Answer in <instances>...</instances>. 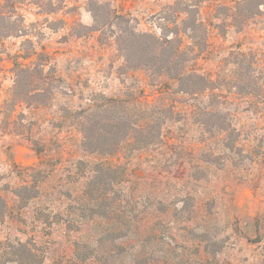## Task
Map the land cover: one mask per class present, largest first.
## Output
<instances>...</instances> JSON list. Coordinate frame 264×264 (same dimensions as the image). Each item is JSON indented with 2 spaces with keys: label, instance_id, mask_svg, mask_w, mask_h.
Instances as JSON below:
<instances>
[{
  "label": "rangeland",
  "instance_id": "obj_1",
  "mask_svg": "<svg viewBox=\"0 0 264 264\" xmlns=\"http://www.w3.org/2000/svg\"><path fill=\"white\" fill-rule=\"evenodd\" d=\"M14 1L25 35L0 40V264H264V0ZM34 51L57 79L23 100L13 61ZM182 71L205 79L169 75ZM104 101L110 138L89 153L79 116ZM144 123L152 143L128 142Z\"/></svg>",
  "mask_w": 264,
  "mask_h": 264
},
{
  "label": "trees",
  "instance_id": "obj_2",
  "mask_svg": "<svg viewBox=\"0 0 264 264\" xmlns=\"http://www.w3.org/2000/svg\"><path fill=\"white\" fill-rule=\"evenodd\" d=\"M17 7H16V2L14 0H0V40L1 38H6V37H11V36H23L25 35V27L23 24V18L17 14ZM183 48L180 46H176L170 55L168 59V64L170 65H175L176 60L182 55L183 53ZM35 55L36 58L35 60H32L31 65L25 66L24 64L19 63L16 59L13 61V72L15 74V85L20 84V76L24 75L27 78H29L26 82V85L28 86V89L26 90V94H24L23 100H26L29 95L32 92H36L38 90V85L39 84H47L50 83L51 80L55 81L57 78L56 76L49 75V74H44V65H45V60L42 59L43 54L37 53L36 51L32 53H24L21 54L20 57L24 60L31 59V57ZM41 55V56H40ZM33 65V67H32ZM33 68V69H32ZM32 71L35 73H32ZM170 71V70H169ZM169 75L176 79L179 84H183L186 82V80L189 81H203L205 78L203 75L196 74V73H186V72H176L173 74ZM22 83V81H21ZM191 84H193L191 82ZM30 86V87H29ZM40 92L44 91L43 89L39 90ZM188 92V90H185ZM113 102H118L117 99L111 100ZM109 103L110 100L108 101ZM105 101L102 105L99 106H88L86 109H84L79 116L80 120V126L82 130V147L86 152L89 153H96L102 152L105 153V150L103 148L105 147L104 144H101L100 141H105L110 138L108 136H105V129H102L101 127L97 126V121L94 116L96 112H100L102 110L105 111ZM150 129V126L148 123H144L142 125H139L136 127L135 135L131 136V138L127 139L128 142H130L132 139L133 141L137 142H144V145H149L152 143L153 138L151 136H148L144 134V132L148 131ZM149 132V131H148ZM128 135V134H127ZM128 137V136H126ZM125 137V138H126ZM126 140V139H125ZM38 151H40L37 148ZM99 169L103 170L102 168H105L103 163L96 164ZM32 166H26L22 167L21 170L25 171H33ZM31 177V176H30ZM28 188L33 189L34 191L36 190L37 194V186L30 182L26 183L24 186H21V188H18L14 194L20 198L21 200H28L35 198L36 195L32 194L31 195H23L22 190H27ZM6 211H7V205L6 201L3 198V196L0 195V224L4 221V218L6 216ZM20 247H23L24 245L19 244Z\"/></svg>",
  "mask_w": 264,
  "mask_h": 264
}]
</instances>
